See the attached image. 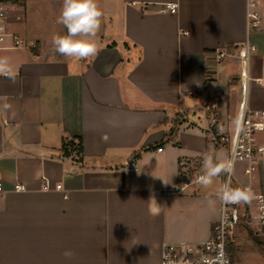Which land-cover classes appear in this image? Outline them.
Masks as SVG:
<instances>
[{
  "label": "crops",
  "instance_id": "crops-1",
  "mask_svg": "<svg viewBox=\"0 0 264 264\" xmlns=\"http://www.w3.org/2000/svg\"><path fill=\"white\" fill-rule=\"evenodd\" d=\"M2 1L26 44L0 50L17 73L0 75V264H163L167 244L206 242L225 174L168 192L206 155L229 158L208 130V102L219 97L230 135L245 105L264 109V0H98L99 51L87 59L53 49L62 0ZM69 141L83 151L67 155ZM254 185L264 193V163ZM243 226L233 264H264L241 249Z\"/></svg>",
  "mask_w": 264,
  "mask_h": 264
},
{
  "label": "built area",
  "instance_id": "built-area-1",
  "mask_svg": "<svg viewBox=\"0 0 264 264\" xmlns=\"http://www.w3.org/2000/svg\"><path fill=\"white\" fill-rule=\"evenodd\" d=\"M248 5L254 6L256 0H247ZM163 11H176V4L169 3ZM253 21L258 19L256 14L248 13ZM253 28L259 29L258 23H250ZM11 43L8 44V40ZM26 44V40L12 33L8 28V5L0 0V50L5 48H17ZM255 50L249 43L245 50V59L248 61L250 53ZM226 51L220 52L218 57H226ZM219 107V97L208 102L207 118L208 130L214 134L217 146L229 148V158L235 160L236 164H241L243 175L247 182H241L235 172L225 174L222 184L230 183L232 187H251L254 199L250 203L224 205L220 202V218L214 224L210 238L200 244H167L163 254V264H233L229 252L231 244L236 242V231L239 226L247 225L252 229L262 230L264 228V193L255 187L254 180L264 163V144L260 142L259 135L264 132V109H251L244 106L239 127L233 135L222 133L218 126L217 110ZM159 147L158 151H162ZM203 160L195 162V165L202 164ZM132 171V168H127ZM235 170V168H234ZM202 172L193 174L182 172L179 178V185L171 188L168 196L183 192L192 183H197V177ZM221 184V185H222ZM57 185L56 189H61ZM23 184H16L15 191H24ZM44 190H50L49 183H45ZM4 191V184L0 180V192Z\"/></svg>",
  "mask_w": 264,
  "mask_h": 264
},
{
  "label": "clouds",
  "instance_id": "clouds-1",
  "mask_svg": "<svg viewBox=\"0 0 264 264\" xmlns=\"http://www.w3.org/2000/svg\"><path fill=\"white\" fill-rule=\"evenodd\" d=\"M102 17L103 11L98 0H62L56 22L62 25L66 32L51 37L55 53L77 59L95 56L99 51L96 37L101 28ZM0 75L13 81L16 79L17 73L6 56H0ZM239 124V119L233 121L234 126L239 127ZM234 168L235 160L232 158L206 155L203 158L202 174L197 177V183L208 188L220 175L233 173ZM216 196L224 205L250 203L254 199L251 187H232L230 183L222 184ZM64 255L70 257L72 252L66 251Z\"/></svg>",
  "mask_w": 264,
  "mask_h": 264
},
{
  "label": "rangeland",
  "instance_id": "rangeland-1",
  "mask_svg": "<svg viewBox=\"0 0 264 264\" xmlns=\"http://www.w3.org/2000/svg\"><path fill=\"white\" fill-rule=\"evenodd\" d=\"M213 139H214V136H213ZM214 143L216 144V141H215V139H214ZM221 147V146H220ZM222 147H225V146H222ZM239 171H241V173L243 174V171H242V167H241V164H236V166H235V170H234V172H235V175H237L238 174V172ZM246 226V225H245ZM244 227V226H243ZM247 229V228H246ZM245 229V227L244 228H242L241 230V233H242V237L240 238V243L242 244L241 246H242V248L241 249H246V250H248V249H256V250H258L259 252H260V254L262 255V256H264V254L261 252V250H260V248L258 247V245L255 243V241H254V236L252 235V234H250V233H253V234H260V230H256V229H252L251 230V232H250V230H246ZM235 244V243H234ZM232 245V244H231ZM233 246H230V248H232ZM230 250V249H229ZM230 252V251H229Z\"/></svg>",
  "mask_w": 264,
  "mask_h": 264
},
{
  "label": "trees",
  "instance_id": "trees-1",
  "mask_svg": "<svg viewBox=\"0 0 264 264\" xmlns=\"http://www.w3.org/2000/svg\"><path fill=\"white\" fill-rule=\"evenodd\" d=\"M172 135L176 133V128L174 127L171 132H170ZM64 149H65V152L67 155H69V153H72V152H77L78 154L81 153L83 150V146H82V141H78V142H75V141H69V142H66L64 143L63 145ZM246 228L248 230H250L251 232V228L249 226L246 225ZM254 236V241L255 243L258 245V247L260 248L261 252L264 254V237L263 236H256L254 235L253 233H250ZM230 253H231V249L229 250ZM232 261H233V258H231Z\"/></svg>",
  "mask_w": 264,
  "mask_h": 264
}]
</instances>
